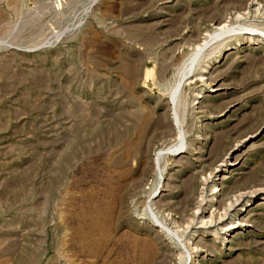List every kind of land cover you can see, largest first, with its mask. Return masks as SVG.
I'll list each match as a JSON object with an SVG mask.
<instances>
[{"label": "rangeland", "instance_id": "obj_1", "mask_svg": "<svg viewBox=\"0 0 264 264\" xmlns=\"http://www.w3.org/2000/svg\"><path fill=\"white\" fill-rule=\"evenodd\" d=\"M0 264H264V0H0Z\"/></svg>", "mask_w": 264, "mask_h": 264}, {"label": "bare ground", "instance_id": "obj_2", "mask_svg": "<svg viewBox=\"0 0 264 264\" xmlns=\"http://www.w3.org/2000/svg\"><path fill=\"white\" fill-rule=\"evenodd\" d=\"M252 31H255V29H252ZM218 32V31H217ZM210 33V32H209ZM216 33V32H215ZM214 33V34H215ZM210 35V34H209ZM216 35V34H215ZM222 35V33H221ZM243 33H240V34H230V35H227L226 37H224L223 39H220V40H217L215 43L212 44V42L218 38L216 36L214 37H210V39L208 38H205V42L204 43H199L196 45V47L190 52L188 53L189 56H186L188 57L187 61L184 63L185 65H187L185 68V70H182V73L180 74L179 78L174 81L170 87L166 90V92L163 93L162 96H165L166 93H168V96L166 97L167 98V101L169 104L172 105V103L174 102V104L176 103V106L179 108L180 106H182V104L184 103V95L186 94V91L188 90V87L186 84V80L192 78L193 76H196V78L199 76L202 78V75L206 72V69L210 67V59H208V57H210L211 55H213L214 53H219V55L222 53V50L220 49V47L223 46V49L227 48V45H230V44H227L228 40L236 37V40L239 41L242 37H243ZM217 43V47L210 50V48ZM239 43V42H238ZM237 45V43L235 44ZM231 47V46H230ZM235 46H233L234 48ZM232 49V48H231ZM228 50V48L226 49ZM185 57V58H186ZM218 61V60H217ZM180 66V65H179ZM183 67V63H182V66ZM152 70L148 69L146 70V82L149 83V79L151 78L152 76ZM193 76H190L192 75ZM154 77V76H153ZM200 79V78H199ZM185 80V82L182 84V82ZM152 82V81H151ZM146 84V83H145ZM151 84V83H149ZM156 85V84H155ZM181 85H183L181 87ZM154 86V84H153ZM151 87H152V84H151ZM181 87V89H180ZM180 90V94L177 96V93L178 91ZM208 96V95H207ZM172 97V99H171ZM198 97H204L202 95H198L196 98ZM173 100V102H172ZM176 107V109H177ZM161 118V117H160ZM153 122V121H152ZM155 122V121H154ZM145 123H148L145 122ZM144 123V124H145ZM149 124V123H148ZM152 124V123H151ZM150 124V125H151ZM147 125V124H146ZM154 126V125H152ZM142 127V126H141ZM149 127V126H148ZM143 129L145 128V125L144 127H142ZM147 128V127H146ZM150 128V127H149ZM153 128V127H151ZM145 131V129H144ZM146 132V131H145ZM141 130L140 133H145ZM155 132H156V129H155ZM141 135V134H140ZM146 135V133H145ZM144 135V136H145ZM142 136V135H141ZM143 137V136H142ZM148 137V136H147ZM141 138V137H140ZM144 138H142L143 140ZM145 141V140H144ZM174 142H176V140L173 141V143H169L167 144L165 147L167 146H171V144H174ZM165 147H163L162 149H165ZM183 151L182 147H176L175 149H172L170 152H167L165 153L163 159H164V165H166L171 159L169 158V156H175V155H178L180 154L181 152ZM152 196V195H151ZM182 254V252L180 253Z\"/></svg>", "mask_w": 264, "mask_h": 264}]
</instances>
